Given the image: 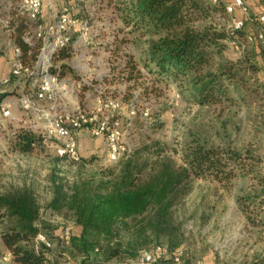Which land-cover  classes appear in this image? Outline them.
<instances>
[{"label": "trees", "instance_id": "1", "mask_svg": "<svg viewBox=\"0 0 264 264\" xmlns=\"http://www.w3.org/2000/svg\"><path fill=\"white\" fill-rule=\"evenodd\" d=\"M228 1L213 4L211 0H123L119 8L122 30L138 54H127L122 67L112 68L117 74L115 81L130 83V91L144 87L150 90L148 94L153 92L157 96L160 89L175 85L186 101L207 108L223 102L230 106L248 104V96L264 88L248 74L249 70L258 72L257 62L249 61L245 68L240 60L226 54L237 36L230 35L229 30L214 24L197 25L211 18L213 11L225 12ZM244 26L237 34L246 33ZM9 27L14 28L12 35L22 48L23 62L33 66L39 44L31 46L25 41L26 19L11 21ZM258 42L261 40L250 43L264 57ZM3 55L0 50V58ZM71 55L68 46L57 57L63 60ZM72 71L66 63L60 75ZM16 77L11 74V80ZM5 95H0V104ZM131 97H124L127 106ZM14 137L13 147L23 153H31L43 143L41 135L28 127L16 128ZM80 143L79 136L82 159L78 162L95 161V153L88 157ZM179 145L170 151L153 140L114 164L100 166L72 180L51 174L52 194L46 206L70 215L80 228L69 239L83 262L136 258L142 249L162 244L165 250L153 264H177L174 255L184 243L185 230L176 210L193 192L194 179L217 181L230 187L234 178L256 177L252 176L255 164L261 162L251 152L210 143L198 133L186 136ZM236 203L248 224L264 236V199L242 185ZM40 216L38 195L31 185L12 186L0 192V236L10 264H59L52 258L51 245L36 240L40 231L49 237Z\"/></svg>", "mask_w": 264, "mask_h": 264}, {"label": "rangeland", "instance_id": "2", "mask_svg": "<svg viewBox=\"0 0 264 264\" xmlns=\"http://www.w3.org/2000/svg\"><path fill=\"white\" fill-rule=\"evenodd\" d=\"M23 1L0 0V47H4L6 42L13 38V31L8 27L11 21L18 22L24 17L28 26L34 25V22L27 18ZM64 2L71 6L72 13L77 19L89 21L92 35V44L89 47H81V51L72 54L70 59L58 60L57 56L55 58L59 72L66 63L70 64L73 70L64 75L69 78L67 86L70 93L67 95H71L66 97L67 106L74 110L79 107L100 117L117 116L123 123L129 115V110L134 109L132 136L128 141L133 151L153 140L160 141L171 151L180 146L183 138L198 133L210 143L259 156L261 162L255 164L252 175L256 177L248 176L245 180L234 178L230 187L217 181L194 179L193 192L176 210L178 219L184 223L188 238L193 236L196 225L211 226V228L235 225L238 228L243 224L245 229L244 225L248 224L247 219L236 203V194L240 187L243 185L247 191L256 192L264 199V182L259 183V178L264 180V88L258 94H250L248 104L230 106L227 102H223L213 108L189 103L175 85L160 89L161 94L158 96L153 92L148 94L150 90L147 91L144 87L130 91V83L118 79L115 81L117 74L112 70L114 66H123L127 54L132 52L138 54L130 42V37L122 30L123 21L119 8L123 0H44L41 20L49 21L54 18L56 11L50 8V3L59 7ZM246 4L248 5L244 26L246 33L243 35L239 33L233 38L232 41L235 42L229 44L226 54L240 60L245 68L249 67V61L257 62L258 72L249 70L248 74L256 83L264 84V57L257 53L255 44L245 39L246 34H256L263 27L258 18L264 11V0H247ZM241 13L239 9L233 14L226 10L225 12L216 10L213 11L211 18L203 19L197 22V25L214 24L219 28L231 30L232 17L234 15L239 17ZM78 32V24L73 25L71 34L74 39ZM235 43L239 44V49ZM256 45L260 50L264 49V42H258ZM114 54L122 57L116 58ZM0 59V78H3L12 72L13 56L4 53ZM145 74L149 76L147 72ZM148 84L152 86L150 81ZM84 85L88 87L84 89ZM35 89V82L27 74H22L11 80L9 84L0 86V95L6 94L0 104V192L24 184L31 185L35 189L41 206L40 223L49 235L52 258L59 264L91 262L137 264L139 255L136 258L110 260L99 258V261L83 262L69 239L78 234L80 228L70 215L47 208L46 205L52 194L51 174L55 172L72 180L77 175L92 173L100 166L105 167L115 162L99 148V151H95L96 157L92 163L61 160L47 140H43L42 145H38L31 153L16 150L13 147L15 129L27 128L26 125L35 123L42 124L45 120V117L36 115L32 110H26L20 100L22 95ZM127 94L132 95L128 106L124 102ZM8 108L10 113L7 115L5 110ZM145 111H148L147 115ZM79 136L80 142L87 148H92L91 146L94 147L96 144L95 138L86 129L81 130ZM7 253L0 236V264H10ZM263 254L264 239L260 255L263 257ZM262 257L259 260L261 262H263ZM244 258L242 257L240 261L242 262ZM188 262V257H185L181 264Z\"/></svg>", "mask_w": 264, "mask_h": 264}, {"label": "built area", "instance_id": "3", "mask_svg": "<svg viewBox=\"0 0 264 264\" xmlns=\"http://www.w3.org/2000/svg\"><path fill=\"white\" fill-rule=\"evenodd\" d=\"M213 4H219L221 0H211ZM23 5L29 21L28 29L24 33L25 41L35 46L39 44L37 60L33 66L25 64L22 60V48L10 38L4 47H0L5 54L13 56V67L11 74L27 76L35 82L36 89L21 96L20 100L26 110H32L36 115L45 117L42 124L35 123L26 125L28 128L39 133L43 140L54 148L57 156L74 161L81 160L79 151V133L86 129L94 137H102L105 140V153L107 157L117 162L131 155L129 139L132 136L134 109L129 110L127 119L122 122L120 118L113 115L100 117L98 114L89 113L77 107L75 110L67 106L66 97L70 93L67 83L69 78L61 76L55 64V58L62 49L71 47V53L77 54L83 46L92 44L91 26L88 20H79L72 13V8L64 2L61 6L50 3V8L56 11L52 20L42 21L44 0H24ZM239 9L241 16L232 17L230 35H237V31L245 25V14L248 13L246 0H229L226 11L230 14ZM263 24L262 29L256 33L247 35V42L255 40L264 41V11L258 18ZM78 24L79 32L74 39L71 27ZM9 27V26H8ZM10 31L14 28L9 27ZM239 49V44L235 43ZM96 64V63H95ZM11 74L0 78V86L11 82ZM42 112V114H40ZM10 109L5 110L9 114ZM145 115L148 111L144 112ZM35 127V128H34ZM36 240L50 246L47 234L40 231ZM165 250L164 245L158 244L142 249L136 260L137 264H153L158 256ZM184 250L180 248L174 255V262L181 264ZM264 257V254H263Z\"/></svg>", "mask_w": 264, "mask_h": 264}, {"label": "crops", "instance_id": "4", "mask_svg": "<svg viewBox=\"0 0 264 264\" xmlns=\"http://www.w3.org/2000/svg\"><path fill=\"white\" fill-rule=\"evenodd\" d=\"M94 138L96 144L92 148L80 143L81 150L86 154L95 153L99 149L105 151L104 138ZM245 225V229L243 224L238 228L235 225L221 228L196 225L193 236L189 238L184 227L185 240L181 248L184 250V259L188 257L189 262L186 264H261L259 260L262 257L260 253L264 236L257 228L247 224V229ZM241 256L245 257L242 262Z\"/></svg>", "mask_w": 264, "mask_h": 264}]
</instances>
